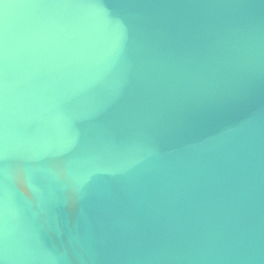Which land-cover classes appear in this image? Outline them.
<instances>
[{"label": "water", "instance_id": "obj_1", "mask_svg": "<svg viewBox=\"0 0 264 264\" xmlns=\"http://www.w3.org/2000/svg\"><path fill=\"white\" fill-rule=\"evenodd\" d=\"M0 264H264V0H0Z\"/></svg>", "mask_w": 264, "mask_h": 264}]
</instances>
